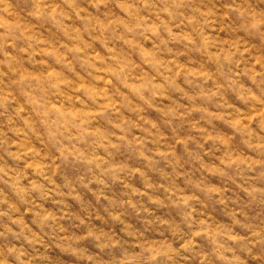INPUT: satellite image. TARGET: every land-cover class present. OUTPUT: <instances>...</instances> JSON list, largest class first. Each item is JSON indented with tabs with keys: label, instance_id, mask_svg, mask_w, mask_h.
I'll return each instance as SVG.
<instances>
[{
	"label": "rangeland",
	"instance_id": "rangeland-1",
	"mask_svg": "<svg viewBox=\"0 0 264 264\" xmlns=\"http://www.w3.org/2000/svg\"><path fill=\"white\" fill-rule=\"evenodd\" d=\"M0 264H264V0H0Z\"/></svg>",
	"mask_w": 264,
	"mask_h": 264
},
{
	"label": "clouds",
	"instance_id": "clouds-1",
	"mask_svg": "<svg viewBox=\"0 0 264 264\" xmlns=\"http://www.w3.org/2000/svg\"><path fill=\"white\" fill-rule=\"evenodd\" d=\"M233 163H236V160H235V158L233 159V161H232Z\"/></svg>",
	"mask_w": 264,
	"mask_h": 264
}]
</instances>
